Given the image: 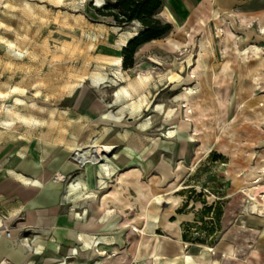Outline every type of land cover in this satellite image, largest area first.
<instances>
[{
  "label": "rangeland",
  "instance_id": "374dc122",
  "mask_svg": "<svg viewBox=\"0 0 264 264\" xmlns=\"http://www.w3.org/2000/svg\"><path fill=\"white\" fill-rule=\"evenodd\" d=\"M107 3L0 0L6 235L46 252L52 216L82 235L63 247L80 264H249L264 229L248 196L264 199V0H164L170 31L127 69L121 45L143 27L95 12ZM9 171L53 183L47 206L21 184L10 200Z\"/></svg>",
  "mask_w": 264,
  "mask_h": 264
},
{
  "label": "crops",
  "instance_id": "0c3cea01",
  "mask_svg": "<svg viewBox=\"0 0 264 264\" xmlns=\"http://www.w3.org/2000/svg\"><path fill=\"white\" fill-rule=\"evenodd\" d=\"M155 42V41H154ZM150 43V42H149ZM153 43V41H151ZM147 44V43H146ZM10 178H5L4 185L6 189L9 190V199L11 200L14 196L18 193V184H21L23 187L21 188L23 193L22 195L26 198H34L32 200V208L34 207V201L36 204H42L43 206H47V198L45 196V193H47V190H49L50 186L53 183L48 181L47 179H44L43 184L44 188H40L38 185L34 184V181H30L28 178H25L21 175L16 174L15 172L9 171L8 172ZM24 178V180H23ZM29 180L26 182V180ZM18 180V181H17ZM26 182V183H25ZM0 188L2 190V184L0 185ZM32 195H29V194ZM35 193V194H34ZM34 194V195H33ZM41 201V202H39ZM10 207L12 206V203L8 204ZM17 207V204H15ZM89 206L88 204L86 205ZM50 209L47 211V214L49 215L50 212H52L53 209L56 207L48 206ZM89 207L92 208L90 205ZM82 209L81 207H79ZM40 213V212H39ZM18 214V211L15 215ZM39 215V214H38ZM35 214L34 216H38ZM12 217V216H11ZM39 218L36 219V224L40 225L43 221V217L38 216ZM53 217L51 216L48 220L49 227L54 226V233L52 234L56 241L53 243L51 242H44L46 243V246L49 248L46 252H43L40 249H35L30 245V248H26L22 243L18 241L17 238V232H10V234L6 235L8 233V226L5 222H3L0 218V264H80L78 249L71 247V248H63L65 246V243L67 241L69 244H72V246H80L82 244V235L75 232L66 233L65 227L66 225H72L70 221L73 220H67L65 218L58 219L57 221H53ZM36 224H34L36 226ZM75 224V223H74ZM76 225L78 226V229L81 228V225L79 224V221L76 222ZM6 229H5V228ZM41 238L44 239L47 238V235L41 234ZM258 237V238H257ZM256 237V246L255 249H252L249 251L248 255L246 256V260L249 264H264V229L259 233V236ZM261 243V244H260ZM260 246V247H258ZM89 245H84L83 251L88 250ZM73 249L76 250L75 256H69V251ZM57 258L59 262L56 263H49L47 262L48 259ZM243 259H237L235 261L229 260L228 264H243Z\"/></svg>",
  "mask_w": 264,
  "mask_h": 264
},
{
  "label": "trees",
  "instance_id": "16d2710c",
  "mask_svg": "<svg viewBox=\"0 0 264 264\" xmlns=\"http://www.w3.org/2000/svg\"><path fill=\"white\" fill-rule=\"evenodd\" d=\"M164 0H113L101 10L95 12L105 18H111L117 25H129L138 22L143 30L131 39L122 50L124 69L133 65V56L141 45L161 39L166 35L171 26L155 18V13L163 6Z\"/></svg>",
  "mask_w": 264,
  "mask_h": 264
},
{
  "label": "bare ground",
  "instance_id": "6f19581e",
  "mask_svg": "<svg viewBox=\"0 0 264 264\" xmlns=\"http://www.w3.org/2000/svg\"><path fill=\"white\" fill-rule=\"evenodd\" d=\"M137 35H134V36H126L125 37V40H124V43H123V45H121V47H125V45L131 40V39H133L134 37H136ZM120 47V46H119ZM257 49L254 47L253 49H251V52H255ZM248 61V60H247ZM117 65L118 66H120L121 65V58H119L118 60H117ZM132 85V84H131ZM120 101V99L119 98H117V99H114V102H115V104L116 103H118ZM15 103L16 104H20V102L18 101V100H16L15 101ZM10 110V109H9ZM12 111V110H11ZM9 113V112H8ZM13 113V112H12ZM17 116V115H16ZM19 117V116H18ZM8 125H10V124H8ZM111 148L110 147H108V146H106V147H102V148H100L99 149V152L98 153H101V154H108L109 153V150H110ZM96 154V153H95ZM99 161V160H98ZM13 172V171H12ZM52 176V175H51ZM53 177V176H52ZM26 178V177H25ZM63 178V177H62ZM61 178V179H62ZM60 179V178H59ZM23 180H24V178H23ZM26 180V182L27 181H29V180H27V179H25ZM18 181V180H17ZM25 182V183H26ZM27 184H28V182H27ZM34 184H36V185H38L40 188H44V184H43V181H41V180H39L38 182L37 181H34ZM249 196V198H250V200L251 201H253V205H252V209H253V212L254 213H259V214H263L264 215V199H260V198H258L257 197V195H256V192L254 191L253 193H252V195H248ZM5 228V227H4ZM6 229V228H5Z\"/></svg>",
  "mask_w": 264,
  "mask_h": 264
}]
</instances>
